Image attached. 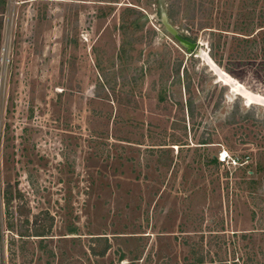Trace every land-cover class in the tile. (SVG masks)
<instances>
[{
  "label": "rangeland",
  "instance_id": "obj_1",
  "mask_svg": "<svg viewBox=\"0 0 264 264\" xmlns=\"http://www.w3.org/2000/svg\"><path fill=\"white\" fill-rule=\"evenodd\" d=\"M201 3L190 53L168 0H0V264H264V0Z\"/></svg>",
  "mask_w": 264,
  "mask_h": 264
},
{
  "label": "trees",
  "instance_id": "obj_2",
  "mask_svg": "<svg viewBox=\"0 0 264 264\" xmlns=\"http://www.w3.org/2000/svg\"><path fill=\"white\" fill-rule=\"evenodd\" d=\"M169 1V8H167V10H161V15H162V12H166L169 19H174L175 17V14H176V7L178 5V3L181 1V0H168ZM189 3V7L192 6V4H195L197 5L198 7H202V3L204 0H185ZM2 2H5V1H2ZM162 2V1H161ZM191 18V16H190ZM185 37L188 38V36L184 35ZM247 39V38H244V40ZM0 40H1V30H0ZM247 42H249L250 40H245ZM188 87H190L189 85L186 86V89H188ZM162 100H164V95H162L160 97ZM194 111H195V107H194V101L192 99L189 98V101H188V114L191 118L194 117ZM210 139V136H206V137H203L201 138L198 142L200 143H210L211 140ZM158 144H161V143H158ZM207 160L209 161V163L213 164V165H217L220 163L219 159H218V156H217V153L213 154L210 158H207ZM248 182H253V183H256V179H249ZM5 202L7 204L8 207H10V204H11V201H12V190L10 189V186H7L6 190H5ZM22 233V232H21ZM235 233V232H233ZM35 234H44L40 231L37 230V233ZM108 251V246H106L105 248H103V250H101L99 252V254L101 255H104L106 254V252Z\"/></svg>",
  "mask_w": 264,
  "mask_h": 264
},
{
  "label": "water",
  "instance_id": "obj_3",
  "mask_svg": "<svg viewBox=\"0 0 264 264\" xmlns=\"http://www.w3.org/2000/svg\"><path fill=\"white\" fill-rule=\"evenodd\" d=\"M161 20L166 30L185 48H187L188 52H194L198 47V43L184 37L179 29L173 25V23L169 20L166 12H162ZM247 102V101H246ZM250 101L249 103H251Z\"/></svg>",
  "mask_w": 264,
  "mask_h": 264
},
{
  "label": "built area",
  "instance_id": "obj_4",
  "mask_svg": "<svg viewBox=\"0 0 264 264\" xmlns=\"http://www.w3.org/2000/svg\"><path fill=\"white\" fill-rule=\"evenodd\" d=\"M7 49L6 47L4 46L2 48V55H7ZM4 60V59H3ZM9 60V59H8ZM217 156H218V159L220 162H235V157L232 156V154L229 152V150L225 149V148H222L220 149L218 152H217Z\"/></svg>",
  "mask_w": 264,
  "mask_h": 264
},
{
  "label": "bare ground",
  "instance_id": "obj_5",
  "mask_svg": "<svg viewBox=\"0 0 264 264\" xmlns=\"http://www.w3.org/2000/svg\"><path fill=\"white\" fill-rule=\"evenodd\" d=\"M198 54L200 55H204V52L203 51H198ZM238 89H241L240 86H238ZM243 92L244 95H247L248 99L252 102H264V99L260 96V95H257V94H254L252 92H249V91H244V90H241Z\"/></svg>",
  "mask_w": 264,
  "mask_h": 264
}]
</instances>
